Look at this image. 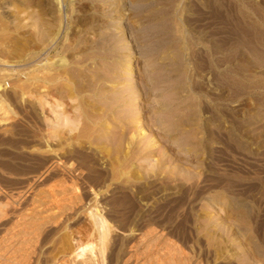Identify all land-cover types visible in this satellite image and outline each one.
Segmentation results:
<instances>
[{"label":"rangeland","instance_id":"obj_1","mask_svg":"<svg viewBox=\"0 0 264 264\" xmlns=\"http://www.w3.org/2000/svg\"><path fill=\"white\" fill-rule=\"evenodd\" d=\"M171 8L173 11L169 10ZM218 8L221 10L218 11ZM63 14V29L52 41L53 46L47 45L41 50L47 36L39 30V22L43 20L46 30L53 35L60 19L55 0H0V70L10 72L6 90L11 96V104L0 108V254H3L0 255V264L9 263V259L8 263L5 260L7 252L17 254L12 246L15 243L14 246H20L15 242L19 237L23 236V242L22 239L19 240L20 244L23 243L21 246L25 243L27 246L32 244L33 247L37 243L40 255H43L42 250L50 249L55 244L56 237L74 229L85 219L83 209L81 214L78 213L69 220L66 214L70 211H64L63 208L40 207L34 212L30 205L34 202V191L38 189L40 192L39 188L43 190L38 185L40 169L37 172L38 166L36 168L35 165H38V157L45 153L40 155V150H37L40 109L37 97L34 96H37L35 92L38 85L28 82L30 85L26 83L25 87L24 80L21 82L20 77L31 72L39 59L47 53L53 57L56 46L67 47L64 44L68 41L72 47L68 45V49L62 52L65 53L64 56H68L66 58L72 57L69 61L76 58L74 54L79 57L77 58L80 60L76 58L77 64L74 61L70 64L76 67H80L78 63H83L88 55L90 58L97 51H104L102 53L108 56L106 64L110 67L113 64V68L120 71L122 67L118 62L131 54L133 64L137 66L131 77L136 81V87L142 89L137 107L150 129L152 125L155 126L156 117L164 114V107L158 110V106L171 101L176 105L175 109L171 108L175 117L185 118L199 111L201 128L206 131L200 134L205 139V143L201 144L202 149L200 145L198 150H192L190 154L176 146L175 140L166 139V146L160 142L151 148L148 160L141 162L140 158H135L133 162L137 171L144 170L145 173L154 166L157 170L159 167L158 174L151 177L130 179L131 175L127 174L113 180V184L112 180L108 181L109 188L99 185L96 190L89 187L91 185L87 180L85 182L88 184L80 181L82 184L84 182L85 187L80 189L77 185L80 190L76 192L89 196L87 200L84 199L87 202L83 201L87 203L85 210L89 206L93 207L96 200L102 206L121 192L128 191L127 194L130 193L133 197L149 195L144 201L136 198V208L128 203L129 206L119 203V206L108 207L113 214L109 213V209L102 211L105 214L109 210V221L118 226L117 232L112 235L116 241L113 242L112 249L117 256H121L119 260L106 263L129 264L128 257L131 254L125 251V240L135 236L134 241H138L139 245L142 243H139L141 239H146L149 227L154 226L157 229L154 234L158 240L154 242L153 239V244L151 243L152 255L149 257H154L149 259L154 261L153 264L162 262L157 257L159 252H167L163 256H171L168 261L174 255V259L181 256L178 263L184 258L185 264H264V0H68L63 2ZM66 31L69 33L68 40L64 39ZM158 31H161L160 35ZM159 40L162 52H156L155 49L154 41ZM165 50L177 53L176 59L171 62L165 59L166 63H163ZM168 55L171 58V54ZM88 59L83 65L93 68V59ZM21 70L25 72L22 73ZM147 78L151 81L148 82ZM19 84L27 89L26 93L25 88L23 93L20 91L22 88ZM54 86L52 84L48 87V93H52L48 94L49 98L50 95L51 98L57 96ZM22 94H25L24 99ZM63 101V108L70 111L74 104L72 99L65 97ZM61 109H58V113H62ZM49 113L47 106L46 116ZM178 113L181 115L176 116ZM54 116L55 113H52L48 122L52 123ZM153 129H156V135L161 131L157 127ZM36 135L38 138H35ZM191 137L190 132L188 138ZM161 144L169 149L165 157L167 164L157 167L158 153L160 148L161 151L164 148ZM196 151L200 154L194 155ZM178 157H183L184 160ZM74 164L80 166L76 162ZM69 166L66 169L70 168V172H73L75 165ZM94 190L99 191L97 198ZM128 207H133V211ZM24 209V217L28 221L34 213L53 220L38 242L34 241L36 233L35 237H31L32 234L34 236V231L29 233L28 228H24L25 220H22L24 225L20 222ZM18 216L20 223L17 222ZM150 216L157 217L155 220L158 221L153 225L148 223ZM102 219L99 218L103 221ZM13 221L19 226L23 225L20 228L25 229V237L28 234L27 237L32 238L26 237L31 244H27L22 231H19L22 228L18 230L19 226L16 227ZM131 224L133 233L123 228V225L127 228ZM49 229L54 231V236L46 244L47 240L43 235L51 233L49 231L52 230ZM10 230L15 232H10L16 235L14 238L9 234ZM16 230L21 236H17ZM46 230H49L48 233ZM142 233L145 234L144 237ZM157 234L160 235L157 237ZM2 236L6 243L15 240L11 242L12 245L7 243L10 246H5ZM6 237L9 238L8 241ZM163 237L168 240H163ZM42 239H45V244ZM158 241L161 245H158ZM154 243L158 247H154ZM26 245L25 250H32V247L26 248ZM140 249L143 251L141 254L138 253ZM25 250H18V254ZM144 252V249L139 248L135 254L139 256ZM146 259L142 261H150L148 257Z\"/></svg>","mask_w":264,"mask_h":264},{"label":"bare ground","instance_id":"obj_2","mask_svg":"<svg viewBox=\"0 0 264 264\" xmlns=\"http://www.w3.org/2000/svg\"><path fill=\"white\" fill-rule=\"evenodd\" d=\"M65 1L67 2L68 0H65ZM65 1L64 0H55V3L57 5L59 13H60V15H59L60 19H58L59 21H58L57 26H55L56 28L53 32L54 33L53 35L50 34L51 32L49 30H46L45 23L43 20H41V22H39V27H38L39 30L42 32L43 35L47 36V38L44 39V43H43L44 45L41 47V50H44L47 47V45H48V47H52L53 46L51 44L52 41H54L58 37V35L60 34V32L63 29V23H64L63 22V16H64V14H63V2L65 3ZM71 7H73V6H71ZM173 8H174V6H173ZM219 9L220 8H218V11H219ZM169 10L173 11L172 8ZM221 12H223V11H221ZM218 13H220V12H218ZM216 15L218 16V14H216ZM163 26L165 27V24ZM161 27H162V24H161ZM160 33H161V31H158V35H160ZM64 35H65L64 39L68 40L69 39L68 31H66ZM68 42H66L64 44V45H67V47L69 45ZM75 44L78 45V43H75ZM154 45H155V49L157 50L156 52H160V51L162 52L163 48H162V44L160 43V40L154 41ZM69 46H71V45H69ZM94 46H96V45H94ZM67 47L64 48L62 45H61V47L56 46L55 47L56 51H55V54H53L54 55L53 57L48 56V53H47L44 57H41L39 59V61L36 64V67L31 72L24 73L25 74L24 76L19 73L22 76V77H20L21 78L20 81L22 82V80H24L23 81L24 86L27 85L26 83H28V82L29 83L34 82V84L38 85L37 86L38 90H37V92H35L37 94V96H34V97H37V103H38L37 105L39 106V109H40V112H39V127H40V129H39V127L37 128V129H39V132H38L39 133L38 134L39 139L37 141L38 142L37 143L38 148L36 145L35 146H36L37 150L38 149L40 150V155L45 153V155H41L39 157L37 154V157L39 158V159H37L38 165H35V167L38 166V168L36 167L38 169L37 172H39V169H40L41 175L39 174L40 177H37V178L40 179L38 185L43 187L42 188L43 190H41L39 188V190H40V192H39L37 189V191L39 193L37 191L36 192L34 191V193H36V194H35L34 199L33 198L32 199L34 200V202H36L35 204L33 202L35 208H33L32 203L30 205L32 206V210L34 209V212H36V210L40 207L41 208L42 207L47 208V207L53 206V208L54 207L63 208L64 211L65 210L68 212L70 211L68 214H66V217L69 220L71 219L72 216L74 218V216L76 214H78V213L81 214L80 212L83 209L84 211L82 210V212H85V214H83L84 215L83 217L85 219H84V221L82 220V223L78 224L74 229L71 228L69 230V228H67L69 231L64 232L61 235H59L58 237H56L58 240L56 239V241H55V239H54L55 244H52V247L50 246V249L47 248V250H45V251L42 250L41 253L43 255H40V252H39L40 248L38 247L37 243H36V245L34 243L35 247H34V245L32 247L31 242L30 243L27 242V238L30 239L31 237H35V233H36L35 238L37 240L34 239V241L38 242L41 234L45 231L46 227H48V224L49 223L51 224V222L53 220L48 216H42V215H39L38 213H34V216L30 215L32 220L29 217L30 221H28V220H26V216L24 217V215H26L24 213H26L25 210L27 208L24 209L23 215L21 214V219H20L21 221L20 222L23 223V225H24V222H22V220H25L26 225L24 228H26V230L28 228L29 233L30 232L32 233V231H34V236H33V234L32 235L29 234V235H31V237L30 236L27 237L28 234H26V237H27L26 238L24 235L25 233L23 232L25 229L22 228L23 225H20V226H22L21 227L22 230H19V228H20L19 224L17 223L18 224L17 225L14 221L13 222L15 223L14 225L16 227L19 226L18 230L22 231L21 234L24 235V239L26 238L27 244H31L28 246L32 247V250H30V249L25 250L24 249V247L26 245L25 243H24V246L23 245L21 246V244H23V243L20 244L19 240L22 239V242H23V236L21 238L19 237V239H17V237H15L17 239V240H15V239H13L14 238L13 236H16V235L10 234V232H12L13 229H12V231L11 230L8 231L9 234L12 235L13 238H11V236H8V237H10L11 240L12 239L13 240L9 241L10 243L9 242H7V243L11 244V242H14V240H15V242L17 241L19 243L18 245H20L17 247V246H14V245H16V243L15 244L13 243L14 245L12 246V248L15 247L14 249L17 250V254H14L11 252H7L8 256H6V254H5V260L7 261V263H8L7 259H9L8 264H10V262H11V264L12 263H16V264L17 263H19V264H107L108 262L111 263L114 260H119V257H121V256L120 255L117 256L115 254L114 249H112L113 248L112 247L113 242H116L115 239L112 237V235L118 229V226L116 223L113 224L109 221L108 216H107V211H109V210L111 211V208L109 209L108 207L109 206H112V207L119 206L118 205L119 203H122L120 205L123 206V204L127 205V203H128L129 205L136 208L135 207L136 201L139 198H141V201H144L149 195L147 196L144 194L142 196L139 195V197L138 196L133 197L132 194L131 195H130V193L127 194L128 191L126 193L124 192L125 193L124 194L123 192L118 190L119 193L121 192L122 194L120 193L117 196H114L113 199L111 198V200L108 197H106L109 199V201L104 203L102 206L99 204L100 203L99 201L96 200V202L94 201L95 203L92 201L94 203V206L93 207L89 206L90 208L85 210L84 208H85L87 203H85L83 201H86L87 197H89V196H87V194L85 192H83V193H85L86 195H84V194L82 195V193H78L76 191L77 190L79 191L80 189H84L85 186L83 184H84L85 180H87L89 182V185H91L89 187H92L93 189L96 190L97 186H99V185L107 186L106 188H109L108 187L109 184L107 183L108 181L112 180L111 182L113 184V180H115V179L118 180L119 178H123V176L125 177V175H127V174L131 175V177H129L130 175H128V177L130 179H133V178H136V179L143 178L144 179V178L149 177V176L151 177L154 174H158V172H159L158 166L162 165V167H163V166H166V164H167V160L165 157H167L166 154H167V151L169 149L167 150L163 146V144L165 143L164 140H166V139L175 140V142H174L175 145L181 147L185 152H188V154H190L191 153L190 151H192V150H195V149L198 150V148H199L198 146L205 143L204 142V140H205L204 136L200 135L201 132H203V134H204V132H206V131H205V128H204V130L201 128V123H200L201 118H200L199 111L192 114V115H189L185 118L183 116L182 117H175V116H173L171 108L175 109L176 105L171 101L163 102V105L158 106V108H157L158 110H159V108L164 107V114H160L159 117H156L155 120H157V121L154 123L155 126L152 125L151 129H150V126L148 125V122L143 121V114L140 112L139 107H137L138 101L141 100L140 97H141V90L142 89L139 90L140 88L136 87V85H135L136 81L131 77L132 73L135 71V69L137 67V66L135 67V65L133 64V58H132V56H130L131 54L128 55L127 59L124 57L118 62V65L120 67H122V70H120V71L114 69L113 64L111 65L112 67H110L106 64L108 56L105 53H102L104 51H101V53H98V51H97L94 55L90 56V58L93 59V64L95 65L93 68L92 67L90 68L87 65H83L85 63V61L89 58V55H88V58L86 60H84L83 63H82V61H81V63L80 62L78 63L80 67H76V66H72L70 64L72 61H74L77 64L78 60H80V59H78L79 57L74 54V56H76V58L78 57L77 58L78 60H76V58H75L74 60L69 61V59H72V57L66 58L68 56H66V55L64 56L65 53L62 52L64 50L68 49ZM96 47H100V46L97 45ZM66 52H68V51H66ZM77 52L79 53V51H77ZM164 52L166 53V56L164 58H162L163 63H166V60L171 62V61H174L176 59L175 54H177V53H175V54L172 53L173 50H165ZM90 53L91 52H89V53L85 52V54H90ZM80 54H82V52ZM168 54H171V58ZM55 57H57V58H55ZM98 57H100L101 59ZM81 58L85 59V57L84 58L81 57ZM32 67H33V65H32ZM21 72L23 73L25 71L21 70ZM9 74H10V72L8 70H0V108H3L4 106L5 107L9 106V104H11V103H9V101H10L9 98H11V96L9 97V94H7V90H6L7 84H9L7 82V76ZM149 77H151V76H149ZM149 81H151V80L148 79V82ZM52 84L56 86V87L55 86L54 87H55V90H56L55 93H57L56 94L57 96H55L54 98H51V95H50V98H49L48 94H52V93H48L49 92L48 87H50V85H52ZM19 86H20V88H22L23 85L21 86L19 84ZM25 87H27V86H25ZM24 88H22V90H20V91H22V93H23ZM26 90L27 89L25 88L24 93L27 92ZM24 95L22 94V98ZM16 96L19 97V95H16ZM65 97H69L74 102V104H72L73 105L72 109H71V107L69 108V109H71L70 111L63 108L64 107V105H63L64 101L63 100L65 99ZM181 101H183V100H181ZM47 106H49L50 113L46 116L45 113L47 110ZM60 107L62 108L61 109L62 113H58L59 112L58 109H60ZM52 113H55V116H54L52 123H50V122H48V120H49L50 116L52 115ZM60 114H62L63 116L60 117ZM180 115L181 114L178 113L176 116H180ZM45 120H47V123H45ZM154 127H157V129L159 128L161 130L160 132H158L157 135H156V131H155L156 129L155 130L153 129ZM212 128H214V127H212ZM213 130L215 131V129H213ZM148 131H149V133H148ZM190 132H191L192 137L188 138ZM36 137H37V135L35 136V138ZM160 142L163 143V144H161V147H164V148L162 151L160 148V152L158 153L159 154L158 161H157L158 170L155 169L156 166H154V168L148 169V171L146 170L145 173L143 172L144 170L143 171L142 170L137 171L135 164L133 162L134 159L140 158L139 160H141V162L148 160L149 156H151V148L154 147L155 145L159 144ZM200 148L202 149V145ZM204 152H205V150H204ZM197 154L198 153L196 151V154H194V155H197ZM33 158H35L34 155H33ZM178 158L183 159V157H181V158L178 157ZM170 160L171 159L169 158V162H170ZM75 162L80 164V166L79 165L76 166V164H74ZM34 164H37V163L34 162ZM69 164L72 167L75 165L76 168L74 167L73 172H70V170H69L70 168L66 169L67 166H69ZM12 168H10V170H13ZM132 168H134V170H132ZM160 168H161V166H160ZM191 172H192V170H191ZM190 175L191 174H189V176ZM35 180H36V178H35ZM81 180L84 181L83 184L80 183ZM190 180H192V179H190ZM76 181H78L80 184H82V186L79 185V183ZM87 181L85 182V184H88ZM127 181H129V180H127ZM34 182H36V181H34ZM37 182H38V179H37ZM130 184L132 185V183H130ZM36 185H37V183H36ZM77 185L81 188L79 189V187H77ZM92 188H91V191H93ZM95 190H94V192H95V196L97 198V196H99V191L98 190L95 191ZM116 193H118V192H116ZM88 195H89V193H88ZM31 197H33V196H31ZM136 198H138V199L136 200ZM84 199H86V200H84ZM8 205H9V203H8ZM126 205H124V206L125 207L129 206V205H127V206ZM133 207H131V208L128 207V208H130L132 210ZM9 208L12 209L13 207H8V209ZM29 208H31V207H29ZM50 209H52V208H50ZM106 209H109V210L106 211V213H105L106 215H105L102 213V211H104ZM71 212H74V213L71 214ZM112 212L113 211H111L109 213L113 214L114 212L113 213ZM29 213H31V212H29ZM130 213H132V212H130ZM7 215H8V213H7ZM7 215H5V216H7ZM27 215H29V214L27 213ZM112 216H115V215H112ZM19 217L20 216H18L17 219ZM100 217L103 218L102 219L103 221L99 220ZM158 217H160V216H158ZM10 218L11 217H9V219ZM113 218L114 217H112V219ZM156 218H157L156 216H150L148 223L152 224V223L158 221V220H155ZM144 221H146V220H144ZM17 222H19V219L17 220ZM132 222H134V221H132ZM54 223H55V221H54ZM125 223H126V221H125ZM50 224H49V226H50ZM64 224H65V222H64ZM133 224L129 225L130 227H127V228L124 227L126 225L125 224V225H123V228H125L126 231L128 230V232L130 231V233H133V230H132ZM9 225H11V224H9ZM14 225H12V228ZM70 227H71V225H70ZM151 227H149L150 231L148 230L149 232L147 231L148 233L146 235L144 234L146 239H141V241H139V243L142 242L141 244L138 245L137 244L138 241H137V243H136V240L134 241L135 236L133 238L130 237L128 240H125V243L123 244L125 246V251L126 250L129 251L131 254L130 257L127 256L128 261H130L129 264H133V263L134 264H141L140 262L143 259H146L147 257H148V260H150L149 258H151V257H149V255L151 254V249H152L151 243L154 241L153 239H155L154 242H156V240H158L156 238V235L154 234V232L157 231L156 227H154V226H151ZM152 229H154V230H152ZM18 230H16V232ZM49 230H52V229H49ZM49 230H46V232L48 233ZM28 232H26V233H28ZM49 232H51V233L46 234V236L43 235L45 237V239L47 240L46 244H49L52 241L53 236H54V235L52 236V233L54 232L53 230L49 231ZM124 233H126V232H124ZM143 233H142V235H143ZM18 234L19 233L17 232V236H18ZM21 234H19V235L21 236ZM163 234L164 233H162L161 235L164 236ZM144 235H143V237H144ZM158 235H160V234H157V237H158ZM131 236H133V235H131ZM2 237H4V236H2ZM6 239H7V237H6ZM29 239H28V241H29ZM45 239H42L43 244H45L44 243ZM8 240H9V238L7 239V241ZM31 240H32V238H31ZM117 240H119V238H117ZM163 240H165V238ZM167 240H165V241H167ZM3 241H5V243H4V244H6L5 246H10L6 243L5 237H4ZM1 243H2V241H1ZM118 244H119V242H118ZM142 244H143V246H142ZM159 244H160V242L158 243V245ZM155 245L157 246V243H154L153 246L155 247ZM165 245L166 244H164V246ZM28 246L26 245V248ZM164 246H162V248ZM1 247L2 246L0 245V249H1ZM19 247H21V248L18 249ZM159 247H161V246H159ZM139 248L144 249V251L146 252V253L145 252L142 253L143 256L140 255L141 252H143L141 249H140L141 251L139 250L140 252L138 251V253H140L139 256H136L137 254H135V253L137 252V250ZM145 248L149 249V250L146 251ZM162 248H161V251H162ZM22 249L25 250V252L22 251V253L18 254V250L21 252ZM116 249H117V247H116ZM163 249H165V248H163ZM4 250H6L5 247H4ZM8 250H9V247H8ZM10 250H13V249H10ZM15 250H13V251H15ZM158 251H160V248L158 249ZM163 252H164V250H163ZM9 253H11L12 255L10 254L11 255L10 256ZM156 253H158V252H156ZM164 253L167 254V252H164ZM35 254L38 257L35 256ZM154 254L155 253H153V255ZM163 254L161 252L158 253L157 257L161 258V261H162V262H159L158 261L159 259H158L157 260L158 264H171V262H173L172 264H174V262L178 263V259H181V256H179L180 258L177 256L178 259H174V256H175L174 255V256H172L173 259L168 261L167 259L170 258L171 256L169 257V255H168V258H167L166 255H164L166 257L165 258L163 256ZM0 255H3V254H0ZM1 257H0V259H1ZM133 257H134V259H132ZM153 257L154 256H152V258ZM128 261L126 258V262H128ZM143 261H142V263L144 264L145 262H143ZM152 261L150 260V261H147L146 263L148 264V262H150L149 264H151ZM153 262H152V264H153ZM180 262L181 263L183 262L182 264H185L184 258L182 259V261H179L178 264H180ZM124 264H126V263H124Z\"/></svg>","mask_w":264,"mask_h":264}]
</instances>
